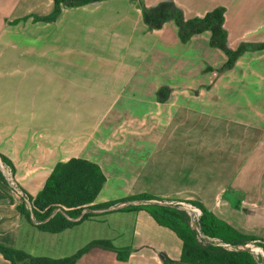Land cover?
<instances>
[{
  "label": "crops",
  "instance_id": "1",
  "mask_svg": "<svg viewBox=\"0 0 264 264\" xmlns=\"http://www.w3.org/2000/svg\"><path fill=\"white\" fill-rule=\"evenodd\" d=\"M161 1L64 8L46 23L35 17L50 15L54 0H0V156L32 198L57 165L83 159L107 178L95 205L142 194L154 199L148 203L189 201L264 240V49L219 73L228 59L211 47L210 32L184 44L175 22L149 29L142 3ZM172 1L186 19L225 8L233 50L264 44V0ZM188 65L198 68L197 79ZM20 201L0 178L2 246L63 259L108 240L131 250L127 261L93 248L76 264L181 260L183 241L147 211L99 210L48 233L19 212ZM0 264H10L1 253Z\"/></svg>",
  "mask_w": 264,
  "mask_h": 264
},
{
  "label": "trees",
  "instance_id": "2",
  "mask_svg": "<svg viewBox=\"0 0 264 264\" xmlns=\"http://www.w3.org/2000/svg\"><path fill=\"white\" fill-rule=\"evenodd\" d=\"M103 1L106 0H54V11L48 16L35 17V21L53 23L61 16L64 8H77ZM142 5L144 21L150 30H161L167 23L175 22L179 28V37L184 44L189 43L196 36L210 32L212 34L211 47L223 51L228 59L219 69V73L235 68L246 52L264 49V44L242 43L236 50L229 46V35L225 28L226 10L223 7L216 8L203 17L186 19L183 10L172 0L161 1L154 7H146L144 3ZM162 94L163 91H160L159 96L161 97ZM164 100L166 99L161 98V101ZM2 159L10 165L4 158ZM0 178L3 179L1 173ZM106 181L107 178L99 165L83 159H72L67 163L57 165L44 189L36 198L29 197L31 209L24 200H21L18 210L40 231L48 233L64 232L81 222L98 217L101 213L144 210L159 225L171 229L183 241L182 257L177 264H258L248 251H228L221 247L204 244L192 228L185 212L148 203L154 200L149 195L142 194L95 205ZM127 203L134 204L118 208L121 204ZM195 205L203 211L201 230L205 237L219 238L234 246L245 245L256 240L253 237L242 235L201 204L195 203ZM58 209L62 211L57 212ZM84 210H89V212L83 215ZM99 210L102 212L97 213L96 211ZM260 241L264 242V240ZM93 248L116 252L123 261H127L131 253L130 249L117 248L108 240L94 241L74 256L63 259L34 257L24 251L2 245H0V253L10 264H76ZM166 264H172V262L166 261Z\"/></svg>",
  "mask_w": 264,
  "mask_h": 264
},
{
  "label": "built area",
  "instance_id": "3",
  "mask_svg": "<svg viewBox=\"0 0 264 264\" xmlns=\"http://www.w3.org/2000/svg\"><path fill=\"white\" fill-rule=\"evenodd\" d=\"M0 173L3 176L5 183L11 188L12 192L20 197L21 200H24L28 207L31 209L30 198L27 194L22 192L18 185L14 175L13 168L8 165L0 156ZM153 204H159L161 206L169 207L181 212H185L189 219L192 228L197 232L198 238L204 244H210L215 247H221L228 251H248L256 259L258 264L264 263V242L255 240L250 241L245 245L234 246L230 243H226L219 238H209L205 237L201 230V219L203 217V211L200 207L196 206L194 203L183 200H158ZM62 210L58 209L57 212ZM89 210H84L83 215L88 213Z\"/></svg>",
  "mask_w": 264,
  "mask_h": 264
},
{
  "label": "rangeland",
  "instance_id": "4",
  "mask_svg": "<svg viewBox=\"0 0 264 264\" xmlns=\"http://www.w3.org/2000/svg\"><path fill=\"white\" fill-rule=\"evenodd\" d=\"M46 38H48V36L46 37ZM135 50H137L138 51V49H135ZM134 52V50L132 49L131 50V54ZM81 66V65H80ZM173 66V64L172 63H169V68L170 67H172ZM80 68H84L83 66H81ZM85 69V68H84ZM98 70H100V69H98ZM198 68L197 67H195L194 65H188V68L186 69L185 68V71H188V74H190L191 76L190 77H195L196 79L198 78V76H199V73H198ZM200 73L202 74V71H201V69H200ZM264 264V263H263Z\"/></svg>",
  "mask_w": 264,
  "mask_h": 264
}]
</instances>
